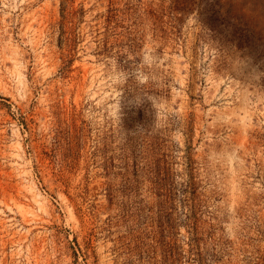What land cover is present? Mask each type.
Masks as SVG:
<instances>
[{"label": "rangeland", "instance_id": "obj_1", "mask_svg": "<svg viewBox=\"0 0 264 264\" xmlns=\"http://www.w3.org/2000/svg\"><path fill=\"white\" fill-rule=\"evenodd\" d=\"M0 264H264V0H0Z\"/></svg>", "mask_w": 264, "mask_h": 264}]
</instances>
